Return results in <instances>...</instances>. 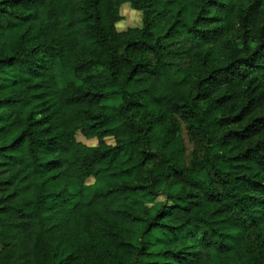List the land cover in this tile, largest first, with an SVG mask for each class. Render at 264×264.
Segmentation results:
<instances>
[{
	"label": "trees",
	"instance_id": "16d2710c",
	"mask_svg": "<svg viewBox=\"0 0 264 264\" xmlns=\"http://www.w3.org/2000/svg\"><path fill=\"white\" fill-rule=\"evenodd\" d=\"M0 264H264V0H0Z\"/></svg>",
	"mask_w": 264,
	"mask_h": 264
},
{
	"label": "rangeland",
	"instance_id": "374dc122",
	"mask_svg": "<svg viewBox=\"0 0 264 264\" xmlns=\"http://www.w3.org/2000/svg\"><path fill=\"white\" fill-rule=\"evenodd\" d=\"M120 13L122 17L116 24V28L118 30H123L130 26L141 25V12L132 9L129 3L126 2L121 5ZM174 118L179 125L178 135L183 147L184 159L185 161H187L191 157V152L194 147V141L191 138L186 122L178 114H176ZM75 138L77 141H81L88 145H95L97 143L96 139H86L80 133H77L75 135ZM107 141L112 142L111 139H107Z\"/></svg>",
	"mask_w": 264,
	"mask_h": 264
}]
</instances>
